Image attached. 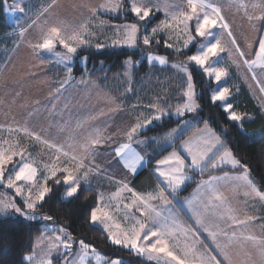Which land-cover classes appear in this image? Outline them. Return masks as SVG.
<instances>
[{
    "label": "snow or ice",
    "instance_id": "obj_1",
    "mask_svg": "<svg viewBox=\"0 0 264 264\" xmlns=\"http://www.w3.org/2000/svg\"><path fill=\"white\" fill-rule=\"evenodd\" d=\"M0 4L4 6L5 12L10 14L25 11L18 3L9 6L6 0H0ZM56 6L57 0H51V3L39 13L37 18L44 17V26L39 29L40 34L36 43H29V48L37 56L42 51L52 53L56 63L66 68L68 75L57 81L58 87L50 93L51 106L46 107L45 111L50 117L61 118L55 126L60 133L69 132L68 140L71 143L69 150H64L63 145L30 131L26 126L27 120L25 126L15 129L17 132L22 130L26 136L54 150L55 159L51 164L44 165L42 180L38 178V168L34 166L37 162L26 155L19 144L14 145L5 141L4 143L8 144L7 148L0 144V184L8 189H14L16 196L22 201L21 203L15 199L9 200L7 197L0 199V216L15 215L28 222L35 221L38 217L44 221H53L52 215L42 214L41 210L44 209L45 203L51 200L54 186L61 183L66 186L62 193L64 198L75 196L80 190L81 183L88 184L94 174H100L101 169L93 164V161L98 153V147L107 145L106 150L110 154L114 153L109 161L110 166L114 161L133 177L138 175L139 170L148 166L151 174L157 177L156 186L146 193L134 190L125 180L114 181L117 189L107 198L98 193L96 206L91 207L86 220L91 224L103 226L104 232L107 233L106 239L112 245L130 250L137 256H146L157 264H264V231L257 235L252 228L257 217L234 205L223 189L230 181L240 182L232 188L234 193L242 190L244 197H258L261 201H264V192L259 191L249 178L248 166L234 155L229 147L230 142L222 139L223 133L217 134L218 130L210 127L209 121L202 116L193 76L188 70V64L192 63L203 69L205 75L214 77L218 88L213 90L210 101L216 106H222L226 119L234 122L239 131L249 134L248 138L252 139L254 133H248L243 123L251 117L247 113L239 112L230 102L229 97L233 95L230 87L219 86L222 79L229 75L228 68L212 67L211 63L212 58L227 52V61L237 69L247 68V72L251 74V81L255 82L259 93L264 95V31H261V28H264V0H249L248 4H242L240 0H228L226 7L235 8L237 12L243 10V17L256 33L250 38L245 37L243 44L222 14L221 6L207 3L205 0H187L186 7L166 4V8L175 10L168 12L166 18L151 29L150 34L143 35L142 44L150 46L153 40L159 44L158 33L172 32L178 40L182 39V45L174 48L170 42L171 36H168L163 41L165 48L183 54L182 49H187L190 44L195 43L199 44V50L187 56L184 63L172 64L173 68H179L187 76L186 86L182 85V91L177 94L176 105L169 103L170 97L162 98L160 95H156L155 99L146 105L139 100L136 104L130 105L129 114L134 115L135 119L126 128L119 130L121 140L104 136V129L92 123L106 115L103 110L95 114L90 113L84 118L76 117L75 128H71L74 117L69 108L70 101H65L62 108L58 107L57 102L61 101L64 92L69 88L91 83L84 77L73 80L71 77L73 69L69 64L77 55L78 49L93 46L91 41L95 33L89 28L88 20L70 24L53 15ZM99 7L102 10L117 12L122 10L124 5L120 0H109ZM154 8L158 9L159 3H152L150 0L149 2L130 0L129 10L138 20L135 23L114 26L115 38L111 41V47H138L140 39L138 34L141 30L139 22L151 17ZM90 11L95 15V8H91ZM13 23L19 25V21ZM193 23L194 28L191 27ZM37 26V20H32L27 28L20 26L19 35L23 37L26 32ZM216 29L219 31H214ZM209 37H212V41L203 43L208 41ZM57 45L65 51H56ZM108 46L101 42L94 45L97 50ZM83 61L86 64L87 57H83ZM147 61L149 64L153 61H158L160 65L168 63L165 56L153 55L150 51L147 54ZM41 63L51 61L42 60ZM123 63L131 67L133 61L128 58ZM256 69L260 70L259 73ZM2 75L3 72L0 71V76ZM244 79H248L247 75ZM249 87L251 89V85ZM133 91L131 86L126 89L127 93ZM7 95L5 92V96ZM19 96L20 92H16L15 97ZM103 99L109 104H116L118 97L105 93ZM15 103V99L6 104L5 100L0 98V106L8 109L4 112L6 117ZM35 104L39 105L40 102L36 101ZM117 110L109 109L110 112ZM37 111L38 108H33L27 116L31 117ZM66 111L67 120L63 119ZM201 120L202 128L197 126ZM173 124L175 126H171ZM145 131H153L155 135L139 139ZM149 145L154 146L151 154L143 151V148ZM169 148L171 151H168ZM165 152L166 155L163 154ZM14 157H19V160L14 162ZM224 164L231 165L232 168L239 166L243 172L239 175H230L227 171L221 176L210 174L208 179H201L196 184L193 193L182 197L186 182L194 179L189 175L190 172L199 171L203 174L215 171ZM108 179L111 181L112 177L109 176ZM125 192L131 195L121 209L120 203L123 202ZM109 201L117 202L116 210L122 211L124 226L116 222L115 217L110 214ZM185 213L190 223L185 220ZM59 231L67 239H62L61 236L50 239L49 254L53 250L59 251L60 245L64 249H71L73 246V238L68 235L67 229L61 227ZM202 233L206 234L211 245L201 240ZM43 239L42 236L41 240ZM79 248L80 264H84V259L92 246L80 239ZM92 251L95 253L96 250L92 248ZM31 259L30 256L24 257V260ZM99 259L97 254V260ZM42 264H52V261L47 260ZM63 264L72 262L65 256ZM106 264L122 262L120 259H112L106 260Z\"/></svg>",
    "mask_w": 264,
    "mask_h": 264
},
{
    "label": "rangeland",
    "instance_id": "obj_2",
    "mask_svg": "<svg viewBox=\"0 0 264 264\" xmlns=\"http://www.w3.org/2000/svg\"><path fill=\"white\" fill-rule=\"evenodd\" d=\"M107 2H109V0H57V6L53 10V15L67 21L70 24H79L85 20L90 21L88 26L95 33V35L92 37L91 41L93 46L88 48L97 50L94 47L97 42L106 43L109 47H111V41L115 38L114 26L129 22L112 23L108 21L107 16H114L118 11L111 12L106 9L102 10L99 7V5ZM120 2L122 4L125 3L126 5L122 10L124 12H130V0H120ZM145 2H149V0H145ZM150 2L159 3V8H154L153 15L147 20L141 22V30L138 34L140 37L138 47H124L134 50L139 48L141 50L142 48H145L143 51L141 50L140 58L133 60L131 57H127L126 59L130 58L133 61L132 66L129 67L124 64V70L122 73L111 77L104 85H102V83H100L97 79L89 76H83L87 80H90L91 83L69 88L68 91L64 92L61 101L57 102L58 107L62 108L65 101H70L69 108L74 117L71 122V128H75L76 117L84 118L90 113L95 114L96 112L103 110L106 115L104 117H100L97 121L92 123H94L96 127L104 129V136H111L114 140H121V132L119 130L126 128L127 125L135 119L134 115L129 114L130 105L136 104L138 100L142 101V103L146 105L150 100L155 99L156 95H160L162 98L165 96L171 97L176 91H180V88L182 89V85L186 86V74L181 72L179 68H173L172 64L184 63L187 56L193 55L199 50V44L193 43L190 44L187 49H182L188 50L191 47L194 48L193 52L187 54V56H185L182 60H170L165 54L156 53L149 50V48H146L147 46L142 44V38L143 35L150 34L151 29L159 24L160 21L164 20L168 12L175 10L174 8H166V4L186 7L187 0H150ZM205 2L215 3L218 6H221L222 14L229 21L234 33L240 39L242 44L245 42V37L250 38L256 35L247 20L243 17V10L237 12L235 8L226 7L228 0H205ZM240 2L242 4H248L249 0H240ZM6 3L9 6H14L18 3L25 9V11L23 13L15 11L11 12V14L9 12H4L6 23L10 26V28L2 36H0V71L3 72V75L0 76V98L4 99L6 104L11 103L13 99L16 100V103L12 106L10 114L7 117L4 115V112L8 111V109L4 106H0V144H2L5 148L8 147V144L4 143L5 141L14 145L19 144L20 147L25 150L26 155L30 156L37 162L34 166L38 168V178L42 180L44 165L51 164L55 159L56 154L54 153V150L48 149L47 146L40 144L29 136H26L22 130L17 132L15 129L17 127L22 128L25 126V120H27L26 126L29 127L30 131H35L58 145H63L64 150H69V144L71 143V141L68 140L69 132L66 131L64 133H60L55 126L56 122L61 118L59 116L50 117L45 111L46 107L51 106L50 93L55 87H58L57 81L62 80L68 75V73L64 65L56 63V58L52 53L42 51L41 54L37 56L32 53L29 48V43H36L40 34L39 29L44 26V17L40 16L39 19L37 17L39 16L41 10L46 7L47 4L51 3V0H6ZM84 5H87V7H84ZM91 8L96 9L95 15H93L90 11ZM157 13H160L159 19L156 16ZM32 20H37L38 26L33 27L26 32L23 37H21L19 35L20 26L27 28L28 25L31 24ZM13 21H19V25L14 24ZM191 27L194 28V23ZM214 31L218 32L219 29ZM261 31H264V28H261ZM158 36H162L163 40H165L168 36H171L170 42L173 43L174 48L181 47L182 45V39L178 40L175 33L160 32L158 33L157 38ZM210 41H212V37H209L208 41H203V43ZM56 51L64 52L65 50L57 45ZM149 51L153 55L165 56L168 63L160 65L158 61H153L149 64L147 61V54ZM83 57L85 56L78 59L79 64L82 66L85 64ZM75 59L76 57L74 56L73 60L69 64L70 67L74 63ZM42 60L51 61V63H41ZM141 60H144L146 67L141 66L139 68V64L142 65ZM190 66H194L204 74L203 69L192 63L188 64L189 73ZM211 66L228 68L229 75L222 79L219 86L230 87L233 95L229 97V100L234 104L239 112L247 113L248 116L252 117L251 108L247 107L248 103L246 102V100L249 99L264 116V95L259 93V89L255 86V82L251 81V74L247 72V68L241 67L240 69H237L234 65H231L230 62L227 61V52L221 53L220 56L212 58ZM256 71L259 73L260 70L256 69ZM137 73L138 76H136ZM245 75L248 77L247 80L244 79ZM71 77L73 80H79L82 78L74 77L72 74ZM205 77L213 83V86L210 89L211 97L213 90L217 89L218 85L213 76L205 75ZM129 79H131V85H129ZM249 85H251V89ZM129 86L134 89L131 93L126 92V89ZM109 90L117 91L116 93H120L122 97L128 96V99L123 105H119L118 101L116 104H109L103 99V94H109ZM5 92L8 93L7 96H5ZM16 92H20L19 97H15ZM116 93L115 95H117ZM36 101H39L40 104H35ZM20 105H26V107L22 108ZM175 105L176 104L173 106ZM33 108H38L39 111L34 112L31 117H28L27 113ZM109 109L118 110L110 112ZM191 115L192 114H189V116ZM63 119H68L67 111L65 112ZM199 127L202 128L203 125ZM10 128L12 131H9ZM189 135H191V133ZM144 138L145 137L142 136L139 137V139ZM107 147V145L99 146L98 153L93 161V164L98 165L101 169L100 174H94L90 178V182L88 184L81 183V185L93 188L97 195L98 193H102L106 198L117 189V185L114 181L125 180L129 183L133 178L131 173H127L126 170L122 169V166L116 165L114 161H112L111 166L109 165V161L112 159V156H114V153L110 154V152L106 150ZM140 148H143V146H140ZM140 148H138V150H140ZM143 151L151 154L153 152V148H143ZM168 151H171V148ZM166 154L167 152L164 153V155ZM61 159L63 160V157H61ZM13 160L14 162L18 161L19 157H14ZM221 166H227L231 169L237 170V172L229 173L230 175H239L243 172V169L239 168V166H237V168H232L231 165L224 164L219 167ZM189 175L193 176V173L190 172ZM109 176L112 177L111 181L108 179ZM155 179L157 184V177H155ZM18 183L22 184L24 182ZM236 183L240 182H228V185L223 189L225 195L234 205L240 207L244 212L257 217V220L252 225V228L254 232L259 235L262 231H264V228H262V225H264V201H261L258 197L246 198L244 197L242 190L239 193H234L232 188L235 187ZM155 186L156 185H154L153 188ZM65 188L66 186H64L61 191L60 197L62 199H68L62 196ZM195 188L196 185H194L187 196L193 193ZM144 192L146 193L149 191ZM4 197H7L9 200L15 199L22 203V201L19 200V197L16 196L14 189H8L4 185L0 184V199H3ZM129 198V193H123V202L120 203L121 209L123 208V203H127ZM245 201H247L246 204ZM109 203L110 214L115 217L116 222L124 226L123 213L122 211L116 210L117 202L109 201ZM136 215H139V213H136ZM3 217L17 218L15 215L0 216V218ZM185 217L187 218V214ZM35 221H41V226L44 227L45 230L50 231V233L42 234L34 240L32 253L26 255L32 257L31 260H25L27 264H42V262L47 260H51L52 264H63L65 256L68 257L72 264H80V239L72 236L74 242L71 249H64L63 246L60 245L59 251L53 250L49 254L48 248L50 239L55 236H61L62 239L65 240L67 239L59 231L61 227H66L59 223L44 221L39 217ZM187 222L190 223L191 221ZM94 225L103 230V226L98 224ZM67 233L70 235L68 230ZM105 234L107 235V233ZM42 236L44 237L43 240H41ZM200 238L206 244L211 245V241L208 240L206 234L202 233ZM53 242L55 241L53 240ZM92 248L96 250L95 253H93ZM92 248L88 250L89 254L85 257L84 264H106V260L119 259L115 257H107L95 247L92 246ZM97 254L100 257L99 260H97ZM140 257L146 261L157 263L154 260L147 259L146 256Z\"/></svg>",
    "mask_w": 264,
    "mask_h": 264
},
{
    "label": "trees",
    "instance_id": "obj_3",
    "mask_svg": "<svg viewBox=\"0 0 264 264\" xmlns=\"http://www.w3.org/2000/svg\"><path fill=\"white\" fill-rule=\"evenodd\" d=\"M124 8H125V3ZM157 18H160V13H157ZM108 21L112 23L129 22L135 23L138 18L127 11H118L114 16H107ZM140 25L141 22H139ZM10 26L6 23L4 6L0 4V36L8 31ZM160 43L152 42L149 50L165 54L170 60H182L187 54L193 52V47L188 50H182L183 54L176 53L173 49L165 48L163 37L158 36ZM145 48H142L143 51ZM140 48L137 50L124 47H106L100 50L93 48H82L78 50L76 59L72 64V75L74 77L89 76L97 79L102 85L105 84L111 77L119 75L124 70L123 61L127 57L133 60L140 58ZM82 56L87 57L86 64L80 65L78 59ZM141 66L146 67L144 60ZM190 73L193 76V83L196 92L199 96L198 103L201 105L202 116L206 118L210 127L218 130L217 134L223 133L222 139H226L229 147L238 158H241L242 163H245L249 169V178L264 191V116L258 108L247 99V107L251 108L252 117L250 120H245L244 127L248 133H254V137L249 139V134L241 132L237 129L234 122L228 121L223 113L222 107L216 106L210 101V89L213 86L211 80H208L199 69L190 66ZM138 76V73L137 75ZM182 89L180 88V91ZM176 91L169 100V103L174 105L177 103ZM218 104V102H217ZM162 123V122H161ZM203 124V120L198 125ZM171 126H174L171 125ZM155 132L145 131L144 135L151 137ZM231 171L228 167H221L215 171L195 173L193 180L186 183V187L182 195L187 194L199 180L200 177L211 173H220ZM153 180V175L146 166L139 171L133 179L136 186L144 187L150 184ZM64 185L54 186L51 193V200L45 203L41 213L52 215L53 221L64 225L71 236L78 239H83L86 243L98 249L107 257L119 258L122 264H157L151 261H146L140 256L135 255L130 250L122 249L119 246L112 245L107 239L106 234L98 226L89 223L86 220L91 207L96 205L97 195L94 189L81 185L80 190L73 197L62 199L60 197ZM50 233L41 226V221H25L22 218L3 217L0 218V264H27L24 256L29 255L33 251L34 240L42 234Z\"/></svg>",
    "mask_w": 264,
    "mask_h": 264
},
{
    "label": "crops",
    "instance_id": "obj_4",
    "mask_svg": "<svg viewBox=\"0 0 264 264\" xmlns=\"http://www.w3.org/2000/svg\"><path fill=\"white\" fill-rule=\"evenodd\" d=\"M4 12H5V10H4ZM135 80H137V79H135ZM134 80V81H135ZM116 90V89H115ZM115 90H109L108 91V93L109 94H111L112 96H114V97H118V99H117V101L119 102V105L121 104V105H123L125 102H126V100L128 99V96H125V97H122V95L120 94V93H116L117 91H115ZM115 93L117 94V95H115ZM119 95H121V96H119ZM203 124H201V125H197L198 127L199 126H202ZM175 126V125H174ZM194 130V129H193ZM191 132H189V134H190ZM142 137H145V136H142ZM177 143H179V141H177ZM149 148L151 147V149L153 148V146L152 145H149L148 146ZM170 149V148H169ZM168 149V150H169ZM164 154V153H163ZM154 162V161H153ZM221 167H227V166H221ZM221 167H218L217 169H219V168H221ZM229 168V167H228ZM231 169V168H230ZM239 169V168H238ZM142 170V169H141ZM197 172H199V171H197ZM197 172H195V173H197ZM224 172H226V171H224ZM224 172H220V173H211V175H218V176H221V175H223V173ZM227 172H229V173H234V172H237V170L236 169H231V171H227ZM139 173V172H138ZM195 173H193V177H195ZM210 174H208V175H206V176H203V177H200L199 178V180L195 183V185L201 180V179H204V178H208V176H209ZM133 179H134V177L130 180V182H129V186L130 187H132L134 190H136V191H138V192H144V191H150L152 188H153V186L154 185H156V179H155V177H154V175H153V180H151V182H150V184H148V185H146V186H144V187H140V186H136L134 183H133ZM189 182V181H188ZM187 183V182H186ZM255 184V183H254ZM256 185V184H255ZM257 186V185H256ZM194 187V186H193ZM258 187V186H257ZM91 188V187H90ZM93 189V188H92ZM258 189L259 190H261L259 187H258ZM192 190V189H191ZM190 190V191H191ZM190 191L187 193V194H185V195H182V197L183 196H187L189 193H190ZM262 191V190H261ZM264 192V191H263ZM130 194V193H129ZM97 195V194H96ZM131 195V194H130ZM96 206V205H95ZM94 206V207H95ZM185 215H186V213H185ZM185 220H187V218L185 217Z\"/></svg>",
    "mask_w": 264,
    "mask_h": 264
}]
</instances>
